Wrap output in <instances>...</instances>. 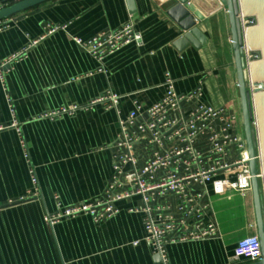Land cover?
Segmentation results:
<instances>
[{
	"label": "crops",
	"instance_id": "0c3cea01",
	"mask_svg": "<svg viewBox=\"0 0 264 264\" xmlns=\"http://www.w3.org/2000/svg\"><path fill=\"white\" fill-rule=\"evenodd\" d=\"M133 2L134 14L127 0H53L5 20L0 61L20 57L0 77V264H159L144 240L143 214L129 213L141 206L139 198L119 203L120 213L101 223L86 215L47 221L57 211L56 197L69 207L102 196L120 130L116 111L102 106L55 120L43 116L108 91L122 97L118 109L126 116L134 103H159L170 75L179 94L202 85L205 104L242 118L227 13L215 11L214 0H196L205 19L196 21L197 36L180 43L186 33L174 0ZM129 22L142 43L107 57L104 72L74 42ZM240 199L213 197L221 238L170 246L171 264H246L234 259V250L255 221L252 199Z\"/></svg>",
	"mask_w": 264,
	"mask_h": 264
},
{
	"label": "built area",
	"instance_id": "2783aa9c",
	"mask_svg": "<svg viewBox=\"0 0 264 264\" xmlns=\"http://www.w3.org/2000/svg\"><path fill=\"white\" fill-rule=\"evenodd\" d=\"M4 6L0 4V10ZM239 16L252 98L254 87L249 71L255 55L247 48L246 38L250 22L241 10ZM6 29V22H0V33ZM65 29L66 26L51 28L47 34ZM74 42L102 66L99 72H104L107 57L130 44L140 46L142 36L129 22L116 32L101 33L89 41L75 38ZM19 57L0 61L2 80L4 68ZM164 87L166 93L159 103L149 108L134 103L126 116L118 109L122 97L111 91L83 106L62 107L43 116L55 120L102 106L106 111H116L120 130L111 148L113 173L102 196L94 202L69 207L56 197L57 211L48 216V222L55 224L86 215L101 223L120 213L119 203L139 198L141 206L131 208L129 213L143 214L144 240L159 258V264H171L170 246L221 238L212 198L232 193L244 200L252 199L253 176L242 119L205 104L202 85L191 93L179 94L174 80L167 75ZM256 144L258 179L262 181L260 147ZM247 228L254 232L237 241L234 259L255 264L262 260L260 240L254 223Z\"/></svg>",
	"mask_w": 264,
	"mask_h": 264
},
{
	"label": "water",
	"instance_id": "95a60500",
	"mask_svg": "<svg viewBox=\"0 0 264 264\" xmlns=\"http://www.w3.org/2000/svg\"><path fill=\"white\" fill-rule=\"evenodd\" d=\"M50 1L53 0H21L9 6H4L0 10V22ZM174 1L177 8L183 12V23H180L182 30L186 33L180 42L183 43L197 36L196 21H204L205 16L198 9H195L196 0ZM127 2L131 12L134 14L133 0H127ZM213 9L215 11L226 10L227 12L241 104L242 125L250 157L249 165L253 176L252 204L254 221L262 250V260L255 264H264V183L258 179L259 166L256 161V143L258 142L259 147L261 145L262 148L264 168V0H221V2L214 0ZM240 10L245 20L250 22L246 31V38L249 50L255 55V60L251 65V74L254 85H259L261 88L260 90H256L255 96L259 135L256 134L254 128V106L249 92V77L243 50L242 27L239 16ZM187 21L189 24H185Z\"/></svg>",
	"mask_w": 264,
	"mask_h": 264
},
{
	"label": "bare ground",
	"instance_id": "6f19581e",
	"mask_svg": "<svg viewBox=\"0 0 264 264\" xmlns=\"http://www.w3.org/2000/svg\"><path fill=\"white\" fill-rule=\"evenodd\" d=\"M247 48L249 49L248 43H247ZM249 72H250V74L252 73L251 72V66H250V71ZM250 78H251V81H252V85L254 87V89H253V97H252V99H253L252 102H253V106H254V115H255L254 128L256 130V134L259 135V122H258V116L256 115V98H255L256 91L254 92V90H260L261 88H260L259 85L258 86L254 85V83H253L254 80H253L252 74H251ZM255 87H257V88H255ZM260 156H261L260 162H261V168H262V176H261V178H262V182L264 183L263 154H262L261 145H260Z\"/></svg>",
	"mask_w": 264,
	"mask_h": 264
},
{
	"label": "rangeland",
	"instance_id": "374dc122",
	"mask_svg": "<svg viewBox=\"0 0 264 264\" xmlns=\"http://www.w3.org/2000/svg\"><path fill=\"white\" fill-rule=\"evenodd\" d=\"M241 119H242V118H241ZM241 122H242V121H241ZM260 160H261V156H260ZM240 201H241V202H244L243 199H240ZM213 207H215V203H214V201H213ZM251 209H252V210H251V211H252L251 213L254 214L253 206L251 207ZM253 219H254V216H253ZM244 237H245V236H244Z\"/></svg>",
	"mask_w": 264,
	"mask_h": 264
}]
</instances>
